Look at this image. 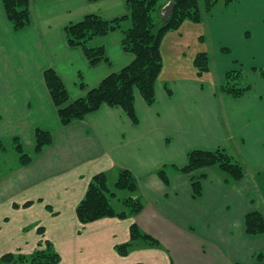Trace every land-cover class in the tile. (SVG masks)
Listing matches in <instances>:
<instances>
[{
    "label": "crops",
    "instance_id": "obj_1",
    "mask_svg": "<svg viewBox=\"0 0 264 264\" xmlns=\"http://www.w3.org/2000/svg\"><path fill=\"white\" fill-rule=\"evenodd\" d=\"M215 1L202 23L185 22L164 36L156 102L148 105L136 93L137 124L122 108L104 105L63 125L46 70L57 71L74 101L135 58L116 32L92 42L107 55L93 66L82 48L69 46L66 27L89 15L126 17L127 1L30 0L32 24L16 31L0 0V135L33 150L38 129L53 135L29 164L19 160L0 175V258L28 257L51 244L60 264H264V234L246 229L248 214L264 213V73L253 71L260 88L252 84L240 98L220 91L238 55L254 59L264 46V0ZM211 48L226 62L218 85L210 77ZM200 53L211 57L202 75L194 64ZM217 149L242 162V180L228 182L217 167L180 171L191 151ZM163 168L168 182L159 175ZM123 169L135 175L138 191L117 192L114 208L121 213L125 202L140 199L142 212L82 224L77 208L92 178L105 173L114 189ZM195 178H201L200 196ZM133 225L158 245L131 242ZM129 244L127 255L119 254Z\"/></svg>",
    "mask_w": 264,
    "mask_h": 264
},
{
    "label": "trees",
    "instance_id": "obj_2",
    "mask_svg": "<svg viewBox=\"0 0 264 264\" xmlns=\"http://www.w3.org/2000/svg\"><path fill=\"white\" fill-rule=\"evenodd\" d=\"M130 14L114 20H106L98 15H89L81 22L70 24L65 33L69 46L83 49L89 63L93 66L107 62L106 47L92 46L96 39L106 37L112 33L122 34L123 49L134 55L133 62L106 77L99 86L90 90L85 96L70 102V95L64 81L56 70L50 68L45 71L44 78L51 99L57 107L58 116L63 125L83 120L87 115L98 111L104 105L122 108L134 124L139 122L135 101L139 92L148 105L156 102L155 87L163 68L161 42L170 31H177L185 22L200 24L205 16L216 6L215 0H126ZM231 3L235 0H225ZM6 16L16 31L28 28L32 24L30 0H2ZM173 4L168 19H165L166 9ZM198 74L202 75L210 70L211 57L207 53H200L194 60ZM240 77V73L230 71L226 75V82L220 91L223 94L240 98L250 87L239 88L233 82ZM53 135L49 131L38 129L36 132V147L34 155L39 154L45 147L52 144ZM9 149L0 143V152ZM12 150L21 154L20 165H27L33 156L24 153V147L19 140H15ZM217 167L226 176L227 181H240L245 177L242 162L235 159L228 151L193 150L188 154L187 165L181 172L193 173L204 168ZM159 175L168 182L167 171L163 168ZM195 196L202 193L201 178H195L193 183ZM138 191V180L126 169L120 170L118 180L112 189L105 173L95 175L88 187L84 199L77 208V217L82 224H89L107 217L126 218L129 215L140 214L143 205L140 199L125 202V211L117 213L113 200L117 192L135 194ZM31 204H26L25 207ZM246 229L250 235L264 234V213L256 211L246 217ZM131 242L142 240L151 246H157L158 241L142 231L137 225L131 227ZM129 245L118 247L121 255H127ZM61 257L48 244L47 249L39 250L31 256H15L8 254L0 258V264L28 263V264H60Z\"/></svg>",
    "mask_w": 264,
    "mask_h": 264
},
{
    "label": "rangeland",
    "instance_id": "obj_3",
    "mask_svg": "<svg viewBox=\"0 0 264 264\" xmlns=\"http://www.w3.org/2000/svg\"><path fill=\"white\" fill-rule=\"evenodd\" d=\"M259 41L261 42L264 41V38H260ZM258 50L260 53L254 59L252 58V56H249L247 54L244 55L239 54L238 56H240L242 59L237 58L239 61H234L232 63L233 67L225 73V75L230 71H234V73H240V77L236 78L233 81L238 84L239 88L249 87L252 84H255L258 89L260 88L259 85L260 83H258L254 79H251L254 70L255 72L261 74L264 73V46H260ZM210 55L213 61L212 74L210 77L215 82H217L218 85L220 83L221 71L226 68V62L222 61V57L217 56L212 48ZM253 67L255 69H253ZM74 101H71L70 98V102H74ZM15 140H19V138H15L13 143L11 144L9 143L7 137L0 135V143L4 144L7 147V149H9V151L7 152L3 151L4 149H2L3 152H0V175H2V177L4 176L5 172L14 169L19 165L21 154L11 149L13 147ZM20 143H22L24 147L25 154L31 156L34 155V150L32 149V147H30L29 143H24L23 141L22 142L20 141ZM119 193L122 195H128V193H121V192Z\"/></svg>",
    "mask_w": 264,
    "mask_h": 264
},
{
    "label": "water",
    "instance_id": "obj_4",
    "mask_svg": "<svg viewBox=\"0 0 264 264\" xmlns=\"http://www.w3.org/2000/svg\"><path fill=\"white\" fill-rule=\"evenodd\" d=\"M173 9V4L169 5L166 9V14H165V19H168L169 14L171 12V10Z\"/></svg>",
    "mask_w": 264,
    "mask_h": 264
}]
</instances>
